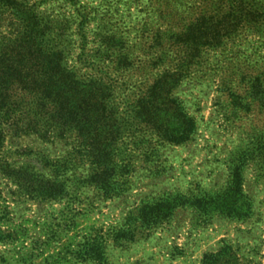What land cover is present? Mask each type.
<instances>
[{
    "label": "rangeland",
    "instance_id": "rangeland-1",
    "mask_svg": "<svg viewBox=\"0 0 264 264\" xmlns=\"http://www.w3.org/2000/svg\"><path fill=\"white\" fill-rule=\"evenodd\" d=\"M26 1L68 68L112 90L118 182L116 193L87 183L82 139L58 135L51 103L13 86V116L0 114V264H203L220 252L214 264H264V0L227 35L195 25L221 14L217 0ZM177 71L173 96L196 123L180 144L138 116L150 87ZM43 180L62 193L43 196ZM177 196L217 203L167 210Z\"/></svg>",
    "mask_w": 264,
    "mask_h": 264
},
{
    "label": "trees",
    "instance_id": "trees-1",
    "mask_svg": "<svg viewBox=\"0 0 264 264\" xmlns=\"http://www.w3.org/2000/svg\"><path fill=\"white\" fill-rule=\"evenodd\" d=\"M217 1L221 4L217 8L221 14L216 16L212 11H205L197 18L195 25L202 24L206 30L215 26L218 33L227 35L237 30L244 21H256L259 14L253 11L254 6L251 7L253 0ZM6 14L12 16L11 20H15L17 28L7 36L0 33V114L4 118L13 116V86L40 94L44 102L48 101L53 106L49 119L62 129L58 135L74 132L79 140L82 139L81 152L93 169L86 182L100 186L106 193H116L118 166L115 152L121 124L113 105L112 90L102 82L83 80L68 68L63 50L48 44L52 27L26 0H0V24L2 16ZM208 41L203 45L208 46ZM180 80V72L177 71L169 74L167 80L156 81L139 103L142 111L138 112V116L154 128L161 138L176 144L189 141L196 126L173 96V89ZM36 133H40L39 130ZM3 141L4 134L0 128V150ZM240 185L239 181L237 186ZM40 186L43 196L48 198L62 193V185L51 180H43ZM208 197L169 198L166 201L167 210L175 208L177 203L212 208L217 201ZM147 208L142 209L145 212ZM146 217L147 221H152L147 214ZM120 237L119 232L117 238ZM90 245L100 246L95 238ZM221 256V252L206 255L203 264H214Z\"/></svg>",
    "mask_w": 264,
    "mask_h": 264
}]
</instances>
